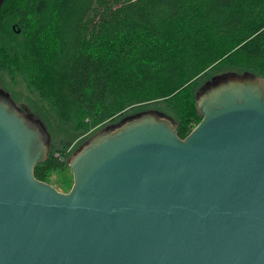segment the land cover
Listing matches in <instances>:
<instances>
[{
  "label": "water",
  "instance_id": "obj_1",
  "mask_svg": "<svg viewBox=\"0 0 264 264\" xmlns=\"http://www.w3.org/2000/svg\"><path fill=\"white\" fill-rule=\"evenodd\" d=\"M197 110L185 139L153 110L96 133L63 193L33 175L49 132L0 87V264H264V79L217 76Z\"/></svg>",
  "mask_w": 264,
  "mask_h": 264
},
{
  "label": "trees",
  "instance_id": "obj_2",
  "mask_svg": "<svg viewBox=\"0 0 264 264\" xmlns=\"http://www.w3.org/2000/svg\"><path fill=\"white\" fill-rule=\"evenodd\" d=\"M5 2L3 62L28 75L55 109L52 133L65 146L134 105L160 101L185 139L202 121L193 96L200 76L233 68L264 79V0ZM51 148L33 174L48 184L70 171L64 151Z\"/></svg>",
  "mask_w": 264,
  "mask_h": 264
},
{
  "label": "rangeland",
  "instance_id": "obj_3",
  "mask_svg": "<svg viewBox=\"0 0 264 264\" xmlns=\"http://www.w3.org/2000/svg\"><path fill=\"white\" fill-rule=\"evenodd\" d=\"M11 29H13V32L15 33H20V31H22V28L20 27L19 24L17 26H13V28ZM0 56H1L0 57L1 89L10 95L12 100L15 102V104H17L20 107V109H22L26 114L31 115L35 119L39 120L44 125V127L47 129L51 137L50 149H52L51 148L52 145L54 146L56 144L58 149L64 151L65 155L67 156V161L69 163L70 160L73 158V156L84 146V144L89 140V138H91L96 134V132L99 133L106 127L115 126L119 124L122 121V119L128 116L137 115L138 113L144 111L149 112L153 110L164 113L169 117H172L174 120H176L170 108L166 106V103H164L163 101L151 102L146 105H138V106L134 105L133 107L129 108L128 112H126L122 116L117 117L111 122L105 123L103 126L89 129V131L85 132L84 135L76 138L68 146L62 145L58 142V140H56L55 136L52 133L54 131L55 126L58 123L56 121L55 109L52 107L51 104L43 100V98L40 96L38 91L32 86L31 82H29L31 80L28 75H23L17 66H13L9 63L5 64V62H3L5 53L1 49H0ZM234 71L236 70L233 68H227V70L226 69L223 70L222 68H217L215 71H211L208 74L203 75L202 77L200 76V78L196 82V85H194L195 94L193 96L196 97V102L199 92L208 82H211L217 76L233 73ZM199 124L195 123V126L197 127ZM64 159L66 160V157ZM73 178L74 177L71 170L62 173L56 172L51 175L50 185L54 186L56 189H58L61 192H65L61 186L67 185L66 189L68 187H72L71 183L74 181Z\"/></svg>",
  "mask_w": 264,
  "mask_h": 264
},
{
  "label": "flooded vegetation",
  "instance_id": "obj_4",
  "mask_svg": "<svg viewBox=\"0 0 264 264\" xmlns=\"http://www.w3.org/2000/svg\"><path fill=\"white\" fill-rule=\"evenodd\" d=\"M6 1V0H5Z\"/></svg>",
  "mask_w": 264,
  "mask_h": 264
}]
</instances>
